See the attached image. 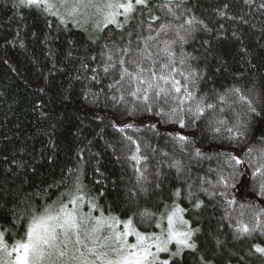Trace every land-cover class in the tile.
<instances>
[{
    "label": "trees",
    "instance_id": "1",
    "mask_svg": "<svg viewBox=\"0 0 264 264\" xmlns=\"http://www.w3.org/2000/svg\"><path fill=\"white\" fill-rule=\"evenodd\" d=\"M57 12L0 0V232L8 245L25 236L34 211L74 197H82L79 214L131 218L142 232L175 202L199 231L196 248L174 264H264L255 250L264 247V0H147L122 28ZM161 24L172 27L159 32ZM148 36L157 71L169 61L162 42L176 40L173 75L183 82L179 71L195 73L191 99L180 102L183 90L145 99L130 78L116 83L117 49L135 58ZM241 225L256 230L241 235Z\"/></svg>",
    "mask_w": 264,
    "mask_h": 264
},
{
    "label": "snow or ice",
    "instance_id": "2",
    "mask_svg": "<svg viewBox=\"0 0 264 264\" xmlns=\"http://www.w3.org/2000/svg\"><path fill=\"white\" fill-rule=\"evenodd\" d=\"M20 5L43 7L45 12L52 15H58L54 11L56 4L53 0H19ZM61 6L67 4V0H60ZM147 0H103V5L95 4L93 0H75L69 15H75L79 12L81 6L95 7L98 12L103 13L105 24H115L122 28L128 23L131 15L134 13L137 5H146ZM168 12L172 15V9ZM123 17V23L118 17ZM157 20L158 17H152ZM63 22V21H62ZM195 22L194 18L185 21V24L191 26ZM172 27L171 24H161L159 32H167ZM184 28V25H179ZM187 31V30H186ZM154 39L153 36L144 38V47L137 50V57L131 58L129 48L117 49V52H123L117 63L121 66L119 84L125 77L138 85L143 86L144 98L147 99V93L154 91L156 96L171 95L172 92L179 93L183 90L186 96L180 98L183 103L184 99H191L193 93L189 90L190 84H195V73L185 74L179 71L183 77V82L176 79L173 73L178 69L173 66L171 60L172 52L170 48L176 43V40L163 41L164 47L161 52H166L169 57L168 63H160L157 71V62L152 59L153 53L149 50L148 42ZM177 40L184 42L185 37L177 32ZM129 57L126 59L125 57ZM107 59L113 60V55L108 54ZM146 61H151L150 66H145ZM184 61L181 60V64ZM132 66V68L129 67ZM113 64H107L105 71L113 67ZM111 87V86H110ZM140 91V88H137ZM237 91H239L237 89ZM132 95H136L133 92ZM241 99L245 97L241 96ZM211 107V105H209ZM199 110V105L197 106ZM255 112V109H251ZM175 111V110H173ZM183 126V121H181ZM231 131V130H230ZM243 135V133H240ZM133 160L137 157L134 155ZM236 163H240L239 160ZM261 169H257L260 172ZM226 184V179L222 178ZM264 187V185H262ZM176 195H179L177 190ZM82 197H74L69 203L72 208L69 209L67 204L61 203L58 207L48 205L41 211L35 212L27 226L25 236L13 242L11 247L4 239V233L0 232V264H174V257L181 254L184 249H195L196 245L192 242L194 231L185 228L189 221L183 218L185 211L178 204L173 203L171 210L161 213L156 223L157 228H161L160 233H142L132 226L131 218L127 221H119L115 217H86L77 211V200ZM232 203V201H229ZM94 207V205H92ZM199 207V203L196 205ZM167 209L168 206L165 205ZM167 221L164 228L162 222ZM257 225H259V214H257ZM123 223V231H117L116 225ZM107 227L111 229V234L101 236L103 230ZM241 235L250 234L255 228L250 229L247 225H241L238 228ZM135 236V243H128L127 238ZM175 244L176 251L170 252L169 245ZM258 253L264 254V247L255 246ZM161 253H169L168 259H162ZM202 264H207L203 261Z\"/></svg>",
    "mask_w": 264,
    "mask_h": 264
},
{
    "label": "rangeland",
    "instance_id": "3",
    "mask_svg": "<svg viewBox=\"0 0 264 264\" xmlns=\"http://www.w3.org/2000/svg\"><path fill=\"white\" fill-rule=\"evenodd\" d=\"M53 2L56 4V8L55 9L57 11L62 12L64 15H67L70 18H72L75 22H79L81 24H84V23L87 24L89 22H94L96 19L98 20V19H103L104 18L103 17V13L102 12H98L95 7H87V8H85V7L81 6L80 9H79V12L77 14H75V15H69L68 13H69L72 5L75 3V0H67V4L65 6H61L60 0H53ZM85 2H86V0H85ZM93 2L95 4L101 5V7L103 5V0H93ZM119 18L120 19H124L122 16L121 17H118V20H120ZM68 207H69V209H71L72 208V205H70ZM86 217H90V216H86ZM95 217H100V216H94L92 218H95ZM162 226L164 228H166V226H167L166 218L162 222ZM184 227L185 228H188V226H184ZM116 230L122 232L124 230L123 229V223L117 224L116 225ZM136 230H138V229H136ZM103 231L104 232L101 233V236H108V235L111 234V231L112 230L111 229H108L107 227H105V229ZM140 232H142V231H140ZM160 232H161V228H157L156 227L153 231L142 232V233H160ZM127 240H128V243H135L136 242L134 235L129 236L127 238ZM173 245L175 246L174 243H173ZM9 247H11V246H9Z\"/></svg>",
    "mask_w": 264,
    "mask_h": 264
}]
</instances>
